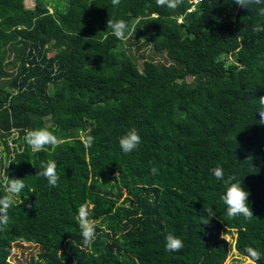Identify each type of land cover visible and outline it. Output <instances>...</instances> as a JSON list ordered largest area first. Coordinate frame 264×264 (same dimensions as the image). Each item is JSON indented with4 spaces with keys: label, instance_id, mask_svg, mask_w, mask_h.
<instances>
[{
    "label": "trees",
    "instance_id": "16d2710c",
    "mask_svg": "<svg viewBox=\"0 0 264 264\" xmlns=\"http://www.w3.org/2000/svg\"><path fill=\"white\" fill-rule=\"evenodd\" d=\"M191 1L172 11L155 0H0V196L7 177L26 185L0 231V264L23 244L39 247L31 264H225L232 234L239 256L253 247L264 264V32H253L264 5L202 0L188 11ZM108 19L127 22V41ZM45 127L63 143L35 153L24 136ZM132 128L142 142L125 154L119 138ZM48 161L58 187L36 175ZM218 165L250 192L251 221L227 216ZM81 206L96 224L90 248ZM168 233L181 251L165 250Z\"/></svg>",
    "mask_w": 264,
    "mask_h": 264
},
{
    "label": "clouds",
    "instance_id": "9594fccd",
    "mask_svg": "<svg viewBox=\"0 0 264 264\" xmlns=\"http://www.w3.org/2000/svg\"><path fill=\"white\" fill-rule=\"evenodd\" d=\"M120 2L121 0H111L113 6H118ZM155 2L158 7H167L175 11L183 3V0H155ZM233 3L240 8L248 10L249 6L252 5H264V0H233ZM259 15L264 16V7H259ZM107 29H111L112 35L121 41H127L131 35L128 24L124 20L113 21L108 19ZM253 32H264V26L256 25L253 28ZM257 101L260 106L258 124L264 125V96L259 97ZM24 140L27 146L35 153L45 151L48 148L55 150L63 143L59 137L46 127L27 131ZM94 140L95 138L89 135L86 139L85 147L91 148ZM141 142L142 138L135 128L130 129L119 138V146L125 154L137 150ZM40 169L36 175L44 177L50 187H58L60 176L57 172L56 163L54 161L41 162ZM150 171L151 174L158 175V168L156 166L153 165ZM211 172L215 179L222 181L225 186L226 191L220 199L226 206L227 216L233 219L243 217L245 220L251 221L254 214L248 203L250 192L243 187V181L238 180L234 175L225 177L224 170L219 165L211 169ZM25 187L24 179L7 177L5 194L0 196V231L6 230L10 223L9 211L16 204V198L19 197L20 203H24L21 200L20 194ZM26 206L30 208L31 204ZM208 211L211 212L212 210L209 209ZM78 218L83 246L90 248L97 239L95 221L90 218L85 206H81L78 210ZM164 239L165 250L168 252H179L184 247V241L172 233H168ZM245 252L250 260V264H257L261 260V253L255 248L247 247Z\"/></svg>",
    "mask_w": 264,
    "mask_h": 264
},
{
    "label": "rangeland",
    "instance_id": "374dc122",
    "mask_svg": "<svg viewBox=\"0 0 264 264\" xmlns=\"http://www.w3.org/2000/svg\"><path fill=\"white\" fill-rule=\"evenodd\" d=\"M34 5H35V0H25L26 8L31 9L34 7ZM49 8L51 7L49 6ZM178 22H180V19H178ZM126 51L128 53L131 52L134 55H141L144 53L146 56L148 55L152 56L153 60L156 62L166 63L165 55L155 56L152 53L151 48L149 46L141 48L140 50H137L135 46L132 47L130 46V48L129 49L127 48ZM223 59H229V58L224 57ZM224 238L232 244L230 253L225 261V264H250V260L239 256V254L234 250L233 243L235 239V234L226 235L224 236ZM38 252H39V247L32 244H23L21 246H14L10 261L13 264H31L30 260L32 259V257L36 258Z\"/></svg>",
    "mask_w": 264,
    "mask_h": 264
},
{
    "label": "built area",
    "instance_id": "2783aa9c",
    "mask_svg": "<svg viewBox=\"0 0 264 264\" xmlns=\"http://www.w3.org/2000/svg\"><path fill=\"white\" fill-rule=\"evenodd\" d=\"M201 1L202 0H192L191 1V3H192L191 8L188 11L194 10L195 5L198 4V3H200Z\"/></svg>",
    "mask_w": 264,
    "mask_h": 264
},
{
    "label": "water",
    "instance_id": "95a60500",
    "mask_svg": "<svg viewBox=\"0 0 264 264\" xmlns=\"http://www.w3.org/2000/svg\"><path fill=\"white\" fill-rule=\"evenodd\" d=\"M51 46H52V44H51Z\"/></svg>",
    "mask_w": 264,
    "mask_h": 264
}]
</instances>
